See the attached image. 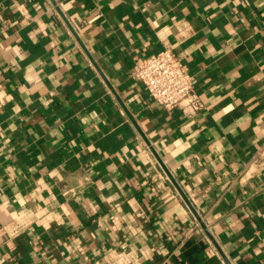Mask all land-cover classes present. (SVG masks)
I'll use <instances>...</instances> for the list:
<instances>
[{"label":"crops","instance_id":"0c3cea01","mask_svg":"<svg viewBox=\"0 0 264 264\" xmlns=\"http://www.w3.org/2000/svg\"><path fill=\"white\" fill-rule=\"evenodd\" d=\"M167 45L204 109L131 78ZM262 147L264 0H0V264H264Z\"/></svg>","mask_w":264,"mask_h":264},{"label":"built area","instance_id":"2783aa9c","mask_svg":"<svg viewBox=\"0 0 264 264\" xmlns=\"http://www.w3.org/2000/svg\"><path fill=\"white\" fill-rule=\"evenodd\" d=\"M130 76L141 82L152 98L167 110L190 108L200 111L205 108L203 98L195 90L193 75L169 45L146 56L136 57ZM250 166L264 169V147L258 151ZM164 179L169 180V176L165 175ZM7 232L9 237L19 234L14 228Z\"/></svg>","mask_w":264,"mask_h":264},{"label":"water","instance_id":"95a60500","mask_svg":"<svg viewBox=\"0 0 264 264\" xmlns=\"http://www.w3.org/2000/svg\"><path fill=\"white\" fill-rule=\"evenodd\" d=\"M165 171L167 173V175L169 176V178L175 183V185L177 186L180 194L182 195V197L185 199L188 207L190 208V210L193 212V214L196 216V218L203 224L202 220H201V216L199 215V213L197 212L196 208L193 206V204L191 203V201L189 200V198L187 197V195L182 191V189L180 188V186L177 184V182L175 181L174 177L172 176V174L170 173V171L164 166Z\"/></svg>","mask_w":264,"mask_h":264}]
</instances>
